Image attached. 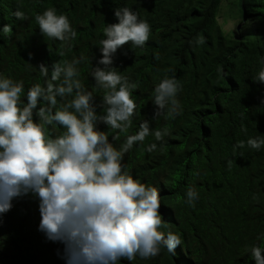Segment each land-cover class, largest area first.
<instances>
[{"label":"trees","instance_id":"1","mask_svg":"<svg viewBox=\"0 0 264 264\" xmlns=\"http://www.w3.org/2000/svg\"><path fill=\"white\" fill-rule=\"evenodd\" d=\"M222 2L0 0V76L23 83L25 103L32 85L46 86L54 63L79 60L75 79L92 94L97 114H104L107 90L91 75L102 56L104 29L118 23L115 12L123 8L150 25L143 47L129 43L113 56L115 70L137 85L131 126L120 131L99 123L97 128L117 149L145 120L153 133H167L163 140L150 134L134 144L122 164L134 179L158 189L159 231L165 237L169 231L177 234L181 243L174 252L162 247L155 257L137 255L118 264H255L251 247L264 249V146L247 145L249 138L264 139V83L256 80L264 68V0H238L236 35L218 21ZM48 8L68 17L75 38L62 42L41 34L35 16ZM230 9L234 12L231 0ZM16 11L27 18L17 19ZM5 25L11 26L8 34L2 32ZM40 64L48 67V77ZM165 76L179 82V106L172 115L165 110L153 119L154 88ZM71 98L57 97L58 106ZM46 128L52 137L64 131L55 122ZM240 141L244 147H236ZM153 143L156 149L148 152ZM189 188L197 193L191 204ZM11 204L0 213V264H66L64 245L39 230L38 197L28 193Z\"/></svg>","mask_w":264,"mask_h":264},{"label":"clouds","instance_id":"2","mask_svg":"<svg viewBox=\"0 0 264 264\" xmlns=\"http://www.w3.org/2000/svg\"><path fill=\"white\" fill-rule=\"evenodd\" d=\"M13 15L19 20L27 18L22 11ZM115 16L118 23L104 29L102 56L91 73L96 85L107 90L102 101L104 114H97L92 94L75 79L74 65L79 60L63 66L54 63L46 86L32 85L26 103L21 101L23 83L0 76V213L11 209L13 198L28 193L38 197L39 230L64 245L66 264H118L137 255L148 259L157 256L162 247L174 252L181 243L177 234L169 231L165 237L159 231L163 217L158 189L134 179L122 164L134 144L143 143L150 134L160 141L167 133H153L145 120L117 149L97 128L99 123L120 131L131 126L136 109L131 97L137 85L115 70L113 56L129 43L143 47L151 32L148 22L129 8L117 10ZM35 20L48 38L63 42L76 36L68 17L57 15L55 8L37 14ZM2 32L10 33L11 26L5 25ZM203 42V38L198 41ZM39 70L48 77L47 66L40 64ZM256 80L264 83V68ZM179 90L174 76H165L155 86L153 119L165 110L167 115L176 112ZM57 97L72 98L58 106ZM54 122L64 131L52 137L46 126ZM244 143L240 141L236 147H244ZM247 145L258 150L264 139L249 138ZM156 147L153 143L146 150ZM228 164L231 167L232 161ZM196 198L197 193L189 188L187 202ZM250 253L255 264H264V249L254 245Z\"/></svg>","mask_w":264,"mask_h":264},{"label":"rangeland","instance_id":"3","mask_svg":"<svg viewBox=\"0 0 264 264\" xmlns=\"http://www.w3.org/2000/svg\"><path fill=\"white\" fill-rule=\"evenodd\" d=\"M238 0H231V4L234 6V12H231L230 9V0H223L221 4V11L218 18V21L223 28V30L229 35H236L238 33L237 28L241 23V17L234 18L237 16L236 12L240 11L237 6Z\"/></svg>","mask_w":264,"mask_h":264},{"label":"water","instance_id":"4","mask_svg":"<svg viewBox=\"0 0 264 264\" xmlns=\"http://www.w3.org/2000/svg\"><path fill=\"white\" fill-rule=\"evenodd\" d=\"M240 29V26L238 27V30Z\"/></svg>","mask_w":264,"mask_h":264}]
</instances>
